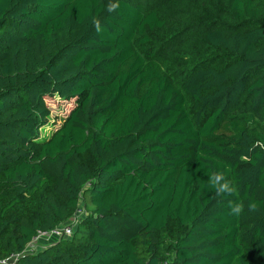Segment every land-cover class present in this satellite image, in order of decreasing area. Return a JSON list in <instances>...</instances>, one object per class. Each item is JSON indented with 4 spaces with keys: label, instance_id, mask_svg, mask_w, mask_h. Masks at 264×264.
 <instances>
[{
    "label": "trees",
    "instance_id": "16d2710c",
    "mask_svg": "<svg viewBox=\"0 0 264 264\" xmlns=\"http://www.w3.org/2000/svg\"><path fill=\"white\" fill-rule=\"evenodd\" d=\"M54 101L73 105L45 135ZM78 209L71 237L27 250ZM13 252L264 264V0H0V259Z\"/></svg>",
    "mask_w": 264,
    "mask_h": 264
},
{
    "label": "clouds",
    "instance_id": "9594fccd",
    "mask_svg": "<svg viewBox=\"0 0 264 264\" xmlns=\"http://www.w3.org/2000/svg\"><path fill=\"white\" fill-rule=\"evenodd\" d=\"M119 8L118 3H111L108 6V11H115ZM94 25L99 30V21H94ZM208 186L215 190L218 196H223L225 194H233L235 189L232 185L231 180H229L225 173L220 170L211 171L208 179ZM247 211L255 213L258 211V205L254 201H248L246 205ZM245 211V205L239 201H230L229 202V214L234 216H240Z\"/></svg>",
    "mask_w": 264,
    "mask_h": 264
},
{
    "label": "built area",
    "instance_id": "2783aa9c",
    "mask_svg": "<svg viewBox=\"0 0 264 264\" xmlns=\"http://www.w3.org/2000/svg\"><path fill=\"white\" fill-rule=\"evenodd\" d=\"M81 213H82V210L78 209L76 213L67 222L58 225L57 227H55L54 229L50 231H38L37 234L33 237L31 242H33L34 240L38 238L50 239L49 237H51L52 239L51 241H54V240H58L61 238L71 237ZM27 250L30 251L28 249V246H27ZM19 255L20 253L18 252L10 253L7 257L0 259V264H17Z\"/></svg>",
    "mask_w": 264,
    "mask_h": 264
},
{
    "label": "rangeland",
    "instance_id": "374dc122",
    "mask_svg": "<svg viewBox=\"0 0 264 264\" xmlns=\"http://www.w3.org/2000/svg\"><path fill=\"white\" fill-rule=\"evenodd\" d=\"M72 105H73V101H69L67 103L54 101V103H52V105L50 106L51 109L50 124L46 126L47 127L46 129L42 130V133L48 135L51 132V130L56 127V125L60 124L64 119V117L67 115ZM49 238L50 239L38 238L39 240L38 239L34 240L33 242H31V244L28 245V249L29 250L36 249L41 239H45L46 241L48 240L51 241L52 240L51 237Z\"/></svg>",
    "mask_w": 264,
    "mask_h": 264
},
{
    "label": "crops",
    "instance_id": "0c3cea01",
    "mask_svg": "<svg viewBox=\"0 0 264 264\" xmlns=\"http://www.w3.org/2000/svg\"><path fill=\"white\" fill-rule=\"evenodd\" d=\"M52 241H46L45 239H41V241L39 242V244L37 245L36 249L42 248L48 244H50Z\"/></svg>",
    "mask_w": 264,
    "mask_h": 264
}]
</instances>
